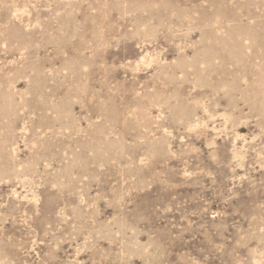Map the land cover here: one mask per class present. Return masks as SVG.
<instances>
[{"label": "rangeland", "instance_id": "374dc122", "mask_svg": "<svg viewBox=\"0 0 264 264\" xmlns=\"http://www.w3.org/2000/svg\"><path fill=\"white\" fill-rule=\"evenodd\" d=\"M0 264H264V0H0Z\"/></svg>", "mask_w": 264, "mask_h": 264}]
</instances>
